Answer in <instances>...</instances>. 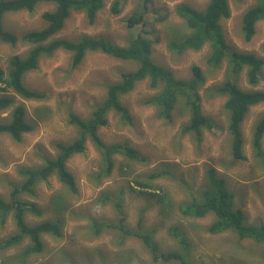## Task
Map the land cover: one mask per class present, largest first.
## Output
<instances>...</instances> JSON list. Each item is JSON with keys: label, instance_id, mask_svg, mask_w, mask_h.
<instances>
[{"label": "rangeland", "instance_id": "1", "mask_svg": "<svg viewBox=\"0 0 264 264\" xmlns=\"http://www.w3.org/2000/svg\"><path fill=\"white\" fill-rule=\"evenodd\" d=\"M229 2L232 15L220 21L229 51L264 58V20L256 25L251 40H246L242 31V16L255 0ZM207 3L208 0H151L143 9L140 0H105L93 20L84 12L70 15L56 38L76 41L82 36L102 37L124 46L132 36L142 34L153 41V62L168 69L175 80H193L192 67L199 66L204 81L196 90L200 99L197 104L214 127H204L202 141L198 143L195 134L183 133L192 116L187 99L178 97L171 120L159 118L158 109L147 102L161 92L164 84L152 89L149 79L138 82L120 99L130 110L132 123L111 111L107 126L99 128L98 134L106 144L131 146L145 160L115 155L112 173L100 178L105 168L102 154L87 139L85 151L67 161V168L76 179V193H71L53 175L48 181H39L32 189L33 194L18 196L35 203L41 211L37 215L26 212L27 224L60 221L61 235L43 234L42 250L25 256V249L32 245L31 239L26 236L21 243L4 248L5 241L18 234V229L13 214L5 223L0 217V264H264V243L241 239L233 231L209 234L207 229L216 219L214 214L195 217L184 216L180 211L194 198L202 201L209 186L208 171L214 170L218 179H224L234 196V207L243 211L247 224L264 226V136L262 156L252 147L256 124L264 114V102L252 106L245 117L241 128V152L245 159H237L228 126L229 112L224 107L226 96L215 90L229 79L245 91H264V67L259 82L253 86L248 81L247 70L234 74L227 60L216 68L210 66L209 44L201 50L183 53L169 49L174 36L170 32L190 33L185 21L176 14V7L189 5L203 10ZM54 8V4L41 3L32 13H7L4 28L17 36L40 29L46 26L42 14ZM129 20L134 22L133 27H129ZM29 49L30 45L23 42L14 46L0 43V66L8 72L9 58L14 54L25 56ZM70 54L59 50L44 55L37 69L24 76V84L45 97L24 99L11 89L0 92V96H13L15 106H25V119L33 126L20 141L7 134L0 135V198L6 202L11 199L12 185L23 181L19 175L22 169L45 165L46 159L57 155V143L67 144L79 138L80 129L69 122L71 113L81 119L88 118L103 103L108 85L117 83L122 72L136 66L104 53L90 52L73 68ZM12 110L0 111V123L10 121ZM163 169L171 173L152 178ZM135 180L152 187L142 188L134 184ZM122 219L129 230L138 231L142 224L143 231H154L160 249L180 254L185 263L180 259L155 261L141 238L114 227ZM174 226L190 240L188 250L174 235Z\"/></svg>", "mask_w": 264, "mask_h": 264}, {"label": "trees", "instance_id": "2", "mask_svg": "<svg viewBox=\"0 0 264 264\" xmlns=\"http://www.w3.org/2000/svg\"><path fill=\"white\" fill-rule=\"evenodd\" d=\"M143 9H146L151 0H140ZM41 3H51L55 8L42 14V19L46 21V26L28 31L22 36L9 32L4 28V17L7 13H17L21 11L34 12L37 5ZM105 0H0V43H7L12 46L23 42L30 45V49L25 56L20 54L12 55L9 60L10 70L6 72L0 66V92L11 89L15 94L24 99H39L45 97L42 93L28 88L24 82V76L37 69L40 59L44 55H50L56 51L63 50L72 54V67H78L84 57L90 52H100L115 59L135 63L134 69L121 73V78L117 83L109 84L103 103L97 105L86 119H81L71 113L69 122L80 129V136L71 143H57V155L52 159H46L45 165L37 168H26L20 171L23 178L22 183L15 184L9 202L0 198V217L2 223L13 214L18 234L8 238L3 247L10 248L22 242L27 236L31 239L32 245L24 251V255H29L43 248L42 235L51 233L61 235V222L44 221L38 224H27L24 215L26 212L41 214L35 203L18 198L21 193L33 194V187L39 181H48L50 177L56 175L60 182L68 188L71 193L78 191L75 177L67 168V161L74 156L85 151L87 139H91L97 149L102 154V165L104 173H100V178L109 176L115 166L114 156L121 155L129 160L144 161L145 158L131 146L123 143L106 144L98 134L99 128L107 126L108 113L115 111L127 123H132V115L128 107L120 101L121 97L131 92L138 82L149 79L152 89H157L163 83L161 92L152 97L147 104L158 109V117L171 120V112L175 108L178 97L186 98L187 104L191 106L192 116L188 126H185L183 133H193L200 143L202 129L204 127L212 129L214 125L201 112V107L197 104L200 100L196 97V90L204 81L202 69L193 66L194 79L191 81H178L172 73L164 67L155 64L151 58L153 41L139 34L132 36L128 44L118 45L106 38L82 36L76 41L63 38H56V35L64 28L67 19L73 12H84L93 20L98 12L104 7ZM176 14L185 21L189 34L179 32L174 35L169 42V49L177 53L187 50L198 51L206 44L210 45L211 54L208 64L218 67L224 60L228 61L232 73L238 74L242 70H247L248 81L256 86L264 67V58L254 54H244L230 52L226 44L224 31L220 21L230 18L232 15L229 0H208L203 10H197L189 5L176 7ZM264 20V0H255V4L250 7L242 16V31L246 40H251L256 34V25ZM129 27L134 26V22L128 21ZM264 53V47H263ZM138 64V65H137ZM222 96H226L224 104L229 112V131L233 136V148L235 158L245 159L241 148L243 143L242 125L245 117L252 106L264 102V91H245L241 89L233 80H227L222 85L215 88ZM11 112V119L7 123H0V135L7 134L15 141H20L23 134L32 131V124L25 119L26 108L24 105L15 106V98L11 95L0 96V111ZM264 136V114L258 121L252 139V147L258 155L262 156L261 141ZM102 169V167H101ZM214 170L208 171L209 186L204 192L202 201L193 199L181 207L184 216L204 217L209 214L215 215V220L208 227L207 232L215 235L225 231H233L241 239H251L257 243H264V226L249 225L246 216L241 209L235 208L233 204V194L225 186L224 179H218ZM171 173L168 169H163L159 174H154L156 179L162 174ZM25 176V177H24ZM135 185L142 188L151 189L150 184L134 181ZM154 188V186H153ZM141 193H144L143 191ZM157 197V193H153ZM162 201V197L158 196ZM121 207V202L117 204ZM114 226L125 234L135 235L143 241L150 250L155 261H171L175 259L185 260L175 252H163L153 237L154 231H143L142 224H139L138 231L129 230L122 222ZM141 222V221H140ZM101 228V227H100ZM174 235L177 240L188 250L191 242L188 237L174 226ZM24 257V256H23Z\"/></svg>", "mask_w": 264, "mask_h": 264}, {"label": "bare ground", "instance_id": "3", "mask_svg": "<svg viewBox=\"0 0 264 264\" xmlns=\"http://www.w3.org/2000/svg\"><path fill=\"white\" fill-rule=\"evenodd\" d=\"M92 53V52H91ZM71 55V54H70ZM69 56V55H68ZM87 56V55H86ZM84 61V60H83ZM63 132V131H62ZM75 132V131H74ZM61 133V132H60ZM44 138V137H43ZM55 140V139H54ZM62 141V140H61ZM45 143V142H44ZM46 145V144H45ZM48 153V152H47ZM14 168V167H13ZM23 170V169H22ZM22 175V174H19ZM25 177V176H24ZM1 212V211H0Z\"/></svg>", "mask_w": 264, "mask_h": 264}, {"label": "clouds", "instance_id": "4", "mask_svg": "<svg viewBox=\"0 0 264 264\" xmlns=\"http://www.w3.org/2000/svg\"><path fill=\"white\" fill-rule=\"evenodd\" d=\"M29 123V122H28Z\"/></svg>", "mask_w": 264, "mask_h": 264}]
</instances>
